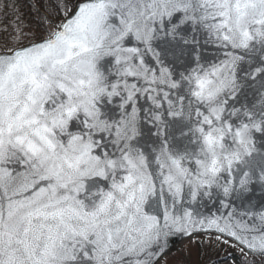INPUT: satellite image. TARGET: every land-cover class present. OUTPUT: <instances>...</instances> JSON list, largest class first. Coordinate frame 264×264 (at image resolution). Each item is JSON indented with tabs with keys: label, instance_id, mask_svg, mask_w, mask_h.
<instances>
[{
	"label": "snow or ice",
	"instance_id": "snow-or-ice-1",
	"mask_svg": "<svg viewBox=\"0 0 264 264\" xmlns=\"http://www.w3.org/2000/svg\"><path fill=\"white\" fill-rule=\"evenodd\" d=\"M28 2L0 0V264L200 234L264 264V0Z\"/></svg>",
	"mask_w": 264,
	"mask_h": 264
},
{
	"label": "trees",
	"instance_id": "trees-1",
	"mask_svg": "<svg viewBox=\"0 0 264 264\" xmlns=\"http://www.w3.org/2000/svg\"><path fill=\"white\" fill-rule=\"evenodd\" d=\"M18 6L20 11L23 13L26 22H30L34 19V13L28 3V0H18ZM204 239L207 240V244L205 243V246L209 245L207 249H204L203 251L204 254L209 256V264H220L223 261H229L228 263L231 262V264H241L242 256L236 248L230 247L227 244L219 243L215 240V238L209 239L206 237ZM198 248L199 247H196V250ZM234 250H236V252ZM178 257L179 259L176 261V264H197V260H195L192 253H188L187 256L181 253Z\"/></svg>",
	"mask_w": 264,
	"mask_h": 264
},
{
	"label": "rangeland",
	"instance_id": "rangeland-1",
	"mask_svg": "<svg viewBox=\"0 0 264 264\" xmlns=\"http://www.w3.org/2000/svg\"><path fill=\"white\" fill-rule=\"evenodd\" d=\"M41 7L43 10V5ZM206 237L207 236H199V237H196V238H193L191 240L184 242L176 252L172 253L168 257V264L169 263L176 264L177 263L176 261L179 259L178 255L181 253H183L185 256H187L188 253H192L195 260H197L196 262L197 264H209V260H208L209 256L203 253L204 249H207V247L209 246V245L205 246V243L207 242V240L204 238ZM196 247H199V248L196 250ZM234 251L236 252V250ZM254 259L256 260L255 264H260L259 258H254ZM228 262L229 261H223L220 264H231V262L230 263Z\"/></svg>",
	"mask_w": 264,
	"mask_h": 264
},
{
	"label": "water",
	"instance_id": "water-1",
	"mask_svg": "<svg viewBox=\"0 0 264 264\" xmlns=\"http://www.w3.org/2000/svg\"><path fill=\"white\" fill-rule=\"evenodd\" d=\"M199 236H205V235L200 234V235L195 236L194 238L199 237ZM191 239H193V238H191ZM191 239H186V238L181 239V238H178V239L174 240L173 245H172L171 252L169 253V256H170L172 253L176 252V251L179 249V247H180L184 242H186V241H188V240H191Z\"/></svg>",
	"mask_w": 264,
	"mask_h": 264
}]
</instances>
